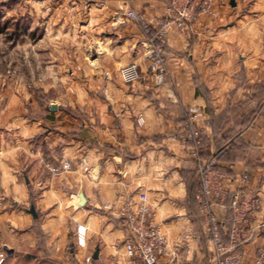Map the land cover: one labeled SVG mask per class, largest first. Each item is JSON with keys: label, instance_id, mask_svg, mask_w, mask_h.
Here are the masks:
<instances>
[{"label": "crops", "instance_id": "1", "mask_svg": "<svg viewBox=\"0 0 264 264\" xmlns=\"http://www.w3.org/2000/svg\"><path fill=\"white\" fill-rule=\"evenodd\" d=\"M167 2L84 0V26L68 29L75 41L65 39L63 51L53 38L39 42L50 48L47 66L33 77L54 98L45 106L0 77V264H129L126 229L115 216L129 200L149 206L173 264H214L196 165L179 143L190 108L199 112L193 123L205 134L207 157L221 145H246L218 167L233 192L256 191L262 204L253 225L264 223V0H213V15L199 14L185 31L171 27L166 76L157 84L149 46L124 11L138 10L155 27ZM132 62L141 79L128 85L117 70ZM32 205L36 218L27 211ZM213 210L224 219L228 246L231 206ZM251 232L237 248L241 264H258L264 247V234Z\"/></svg>", "mask_w": 264, "mask_h": 264}, {"label": "built area", "instance_id": "2", "mask_svg": "<svg viewBox=\"0 0 264 264\" xmlns=\"http://www.w3.org/2000/svg\"><path fill=\"white\" fill-rule=\"evenodd\" d=\"M213 0H168L165 7V17L158 26H152L145 16L132 9H126L125 15L131 21L139 24L145 37L144 42L149 46L147 59L149 70L157 84H162L166 76V42L167 31L175 27L179 31H185L193 24L199 14L213 15ZM121 81L132 85L141 79L136 63H130L118 70ZM190 124L186 133L180 138V146L186 152L188 159L196 165V171L200 182V189L197 193V202L200 212L206 217L211 228V242L214 245V264H241L242 254L237 251L238 246L247 238V235L257 228L264 234V223L254 226L256 214L260 211L262 201L255 190L247 188L233 192L228 186V181L218 169L217 158L202 160L200 158L201 130L195 127L194 119L199 116L196 108L188 110ZM139 126L143 119L138 118ZM68 164L62 165V170H67ZM55 172V169H52ZM242 183L246 187L250 178L248 175L241 176ZM231 199L232 216L231 228L228 239L229 245L225 246L221 239V227L224 219L213 210L225 207V203ZM150 208L144 202L129 200L115 212V216L121 220L126 229L124 243L129 264H173L174 254L168 249L167 241L159 228L149 221ZM252 233V232H251ZM77 241L80 245L85 242L86 228H77ZM3 255L0 254V263ZM90 258L86 261L90 262ZM257 263L264 264V247L257 252ZM182 264H192L186 261Z\"/></svg>", "mask_w": 264, "mask_h": 264}, {"label": "rangeland", "instance_id": "3", "mask_svg": "<svg viewBox=\"0 0 264 264\" xmlns=\"http://www.w3.org/2000/svg\"><path fill=\"white\" fill-rule=\"evenodd\" d=\"M129 9L134 10L131 7ZM126 11L124 16L128 19ZM162 19H157L154 25L161 24ZM62 26L67 29H62ZM73 26H84V0H0V77L8 84L9 89L21 83L38 104L45 106L53 100L54 98H50L42 88L36 87L33 81V77L38 76L40 68L47 66L46 63L49 61V44L42 43L40 47L39 42L40 40L48 42L49 38H53V41L57 42L55 48L63 51L67 48L64 40L67 39L69 42L74 40L72 39L74 34L68 31ZM75 36L80 35L78 33ZM258 166L260 167V164ZM36 195L32 191L30 201L34 202ZM3 202L4 199L1 198L0 204Z\"/></svg>", "mask_w": 264, "mask_h": 264}, {"label": "trees", "instance_id": "4", "mask_svg": "<svg viewBox=\"0 0 264 264\" xmlns=\"http://www.w3.org/2000/svg\"><path fill=\"white\" fill-rule=\"evenodd\" d=\"M247 121H249V120H247ZM246 121V122H247ZM244 125V124H243ZM200 142H201V152H200V158L202 159V160H209V159H211V158H217V161H222V160H224V159H228V157L229 156H232L233 155V157L235 156V153L238 151L239 153H244V152H246V145L245 144H243L242 142H240V144H239V146L237 145V144H235V143H231L229 146H228V148L227 149H224L225 148V146L223 145H221L219 148H218V150L216 151V153L214 154V155H211V156H209V157H207L206 156V154H205V148H206V146H205V142H206V138H205V134L203 133V132H201L200 133ZM259 165V164H258ZM218 169H220L219 167H218ZM222 172H224L223 170H222ZM196 173H197V171H196ZM198 176V175H197ZM199 187H200V182H199ZM190 197H192V199H193V201H194V203L196 202V197H195V194H194V192H193V190L190 188ZM230 202H231V199H228L227 201H226V203H225V207L226 208H229V205H230ZM227 210H229V209H227ZM227 227H229L228 229H230L231 230V227H232V223H228L227 224ZM223 230V228L221 227V231ZM230 232V231H229Z\"/></svg>", "mask_w": 264, "mask_h": 264}, {"label": "water", "instance_id": "5", "mask_svg": "<svg viewBox=\"0 0 264 264\" xmlns=\"http://www.w3.org/2000/svg\"><path fill=\"white\" fill-rule=\"evenodd\" d=\"M78 197H79V199H80V203H79V205H80V206H83V205H84V202H85V199H84L83 195H82V194H79ZM27 211H28V213H29L33 218H36V217H37L33 205L30 206V208H29ZM94 258H95V259L97 258L96 254H95Z\"/></svg>", "mask_w": 264, "mask_h": 264}]
</instances>
